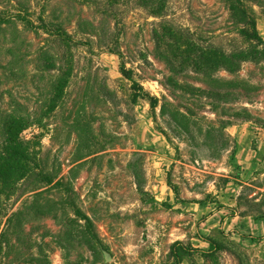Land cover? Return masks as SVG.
Instances as JSON below:
<instances>
[{
    "label": "rangeland",
    "instance_id": "1",
    "mask_svg": "<svg viewBox=\"0 0 264 264\" xmlns=\"http://www.w3.org/2000/svg\"><path fill=\"white\" fill-rule=\"evenodd\" d=\"M42 4V0H0L3 18L13 20L10 24L0 23V264L8 261L6 241L21 237L17 229L56 230L65 217L72 221L66 229L71 234V260L76 264H264V168H256L261 156L253 154L255 144L238 151L236 140L227 132L224 149L193 145L171 134L169 143L162 133L167 132L166 127L160 119H153L148 100L141 92L134 102L132 90L134 81L150 95L160 97L165 93L161 83L162 74L168 75V66L158 55L171 57L176 51L169 37L161 38L160 48L156 49L151 33L155 24L163 22L182 31L181 59L177 63L184 72L180 77L194 80L197 86L205 80L192 72V54H196L192 48L205 56H212L213 51L227 54L248 47L254 53V44L241 34L252 33L251 27L231 20L225 0H168L160 18L129 5L122 16L126 34L117 37L120 51L132 57L125 60L126 67L133 70L132 81L121 75L119 57L99 49L94 40L88 46L72 48L74 61L95 73L86 80L93 97H97L98 82L103 80L108 91L117 97L119 107L132 115L133 120L127 125L113 108L108 111L98 100L93 101L86 118L91 122L84 129L94 136L103 131L118 137L112 142L114 146L103 152L98 150L99 144L91 146L93 142L85 139H80L78 145V139L74 140L68 131L61 129L56 135L51 125L54 119L38 118L41 100H45L47 75L36 73L33 64L25 66L26 61L35 63L32 48L39 38L26 44L24 37L31 33L17 18L25 16V9L29 8L30 16L36 20ZM243 6L264 39V0H243ZM136 51H141L151 64L142 65L140 58L134 59ZM199 63L206 65L200 59ZM140 65L142 72L138 70ZM241 68L234 77L220 70L212 80L243 83L247 102L242 106L256 121L252 122L264 128V62H249ZM83 76L77 74V80ZM80 83L77 81V85ZM181 100L186 103L184 98ZM69 102L66 100L67 106ZM216 106L218 115H224L225 106ZM113 116L115 120H110ZM8 118L15 121L10 136L6 134ZM23 119H28V123ZM243 122L235 120L232 125ZM81 137L87 135L81 133ZM196 140L201 143L202 137ZM31 162L68 176V185L43 195L52 201L50 215L56 212V218L28 217L26 227V218L23 222L18 211L29 195L25 192L38 184L21 178L25 169H32ZM36 171L39 173L40 168ZM212 209L222 210V218L240 220L248 216L254 221L252 229L215 240L210 248L209 237L196 229H211L206 221ZM77 215L89 221L80 220ZM5 229H9V235L4 234ZM79 233L82 239L77 237ZM20 245L15 244L18 249ZM51 249L50 263L62 264L58 246L52 245ZM105 253L110 256L109 261Z\"/></svg>",
    "mask_w": 264,
    "mask_h": 264
},
{
    "label": "trees",
    "instance_id": "2",
    "mask_svg": "<svg viewBox=\"0 0 264 264\" xmlns=\"http://www.w3.org/2000/svg\"><path fill=\"white\" fill-rule=\"evenodd\" d=\"M42 1L43 4L36 20H33L30 16L29 8L25 9V16L19 15L17 18L22 22L24 30L26 29L31 33V36L26 34L24 37L26 44L31 42L34 37L39 38L37 44L32 48V58L35 63L26 61L25 66L27 63L29 66L33 64L32 68L36 73L41 74V76L43 74L47 75L44 85V88H46L45 100H41L43 105L38 118L54 119L51 125L54 126L53 130L56 135L61 129L65 132L68 131L74 140L78 139V145L80 139H85L84 141H88L90 144L93 142L91 146H98L99 144L98 150L105 152L108 146H114L112 142L118 137L106 135L103 131H100L97 136H94V134L92 136L88 134L87 129H84L91 122L86 118L90 108H93V101L98 100L99 104H103L108 111L113 108L127 125L132 122V115L130 111L119 107L117 97L108 91L103 80L98 82L97 97H93L92 87H88L86 80H91L90 76L95 75V73L92 74L86 67L81 68L74 61L72 48L78 45L88 46L94 40L99 49L111 51L119 57L121 75L132 81L133 70L128 69L126 67L127 62H125L127 58L132 60V57L120 51V41L117 37L119 34H122V36L126 34L122 21L125 9L129 5H133L134 8H142L154 18H160L163 16L168 0ZM225 2L231 20L250 26L253 30L252 33L242 31L241 34L248 42L254 44L255 52H251L250 47H248L241 50L235 49L232 53L227 54L213 51L212 56H205L203 52L197 49L194 50L195 47H193L191 51L196 54L194 56L191 53L192 59H194L191 62L192 72L204 78L205 82L202 86H197L192 79L180 77L184 72V69H181V66L177 63V60L181 59L179 50L182 31L166 26L163 22L155 24L151 31L156 49L160 48L159 40L161 38L169 37L172 38L176 51L171 57L162 53L158 55V59L162 58L168 66V75L162 74L164 82L161 84L165 89V93L161 94L160 97L150 95V93L144 91L139 83L134 81H132V90L134 91V102L139 97L138 93L141 92L143 93L142 96L148 100L153 119L155 121L160 119L166 127L167 132L162 130V133L169 143L172 142L171 134L178 140H189L193 145L218 146L224 149L228 143L226 128L232 125L233 121L256 122L248 114L246 107L242 106L245 101L247 102V92L244 90L243 83L229 80L218 83L212 80L213 76L220 70L234 77V74L241 71L242 65L249 62L253 64L264 62V39L256 32L255 20L243 6V0H225ZM2 15L3 13L0 11V23L10 24L13 21L10 20V17L3 18ZM11 19H15V17H11ZM77 37H80L81 40H78ZM136 58H140L142 65L151 64L141 51L139 53L135 52L134 59ZM199 59L205 62L206 65H200ZM142 67L141 65L138 67L140 72H142ZM81 73L84 76L77 80V74ZM77 81H81V83L77 85ZM68 90L71 92H68ZM182 98L186 100V103H182ZM68 99H70L69 106L66 105ZM218 103L225 106V108H222L224 115H218L216 111ZM206 106L209 109H206ZM75 107L77 109H74ZM107 110L106 112H108ZM207 114H214L215 117L210 119L206 116ZM60 115H62L61 119L58 118ZM80 115L82 116L80 117ZM112 118L114 119L115 116L111 117L110 120ZM39 119L35 120L38 121ZM23 121L28 123V119H23ZM14 125L15 121L8 118L6 123V134L8 136H10ZM81 133L87 135V138L81 137ZM196 137H202V142L198 143ZM98 138L101 139L97 141ZM21 154L24 153H19V156ZM23 158L28 161L27 155H24ZM31 165L33 166L32 169H25L23 174L21 173V178L24 181L32 179L38 183L25 192L29 195L26 196V201L22 203L18 211V215L22 216L23 222L24 217L26 218L23 223L26 227H28V221L31 217L44 220L55 219L56 212L50 215L51 210L49 208H51L52 201L43 195L49 193L51 189L67 187L68 185V176L49 172L45 169V165L39 167L34 162H31ZM38 168H40V172L36 173ZM65 190L67 191V189ZM12 215L17 217V213ZM77 216L80 220L89 221L87 217ZM62 221L63 225L56 230L42 227V229H17V234L21 233V237L19 236L11 242L6 241L4 247L8 251L6 252V256H8L6 264H51L48 252L52 251V245L54 247L58 246L62 264H76L75 261L71 260L72 253L68 245L71 234L66 229V226L70 225L72 221L68 217H65ZM5 233L9 235V229H5ZM79 235L81 237H78ZM77 237L82 239V234L79 233ZM92 239H96V237ZM207 242L210 248L216 244V241L210 238L207 239ZM15 244H21L19 249ZM14 256H16L15 259H13Z\"/></svg>",
    "mask_w": 264,
    "mask_h": 264
},
{
    "label": "crops",
    "instance_id": "3",
    "mask_svg": "<svg viewBox=\"0 0 264 264\" xmlns=\"http://www.w3.org/2000/svg\"><path fill=\"white\" fill-rule=\"evenodd\" d=\"M226 132L236 140L238 151L242 150L241 147L244 149L248 147L250 149L252 143L255 144L257 148L253 149V154L258 155V157L261 156L260 162L255 164L256 168H264V128L262 126L252 121H246L238 125H229L226 128ZM241 143L243 144L242 146ZM200 210L202 211V208ZM222 212V210L218 209L210 210L206 222L208 223L207 226L211 229H196V231L200 235H204L213 240H220L225 236H234L241 231L252 229L254 221L250 217L242 216L240 220H237L236 217L226 216L222 218Z\"/></svg>",
    "mask_w": 264,
    "mask_h": 264
},
{
    "label": "water",
    "instance_id": "4",
    "mask_svg": "<svg viewBox=\"0 0 264 264\" xmlns=\"http://www.w3.org/2000/svg\"><path fill=\"white\" fill-rule=\"evenodd\" d=\"M105 258H106V261L110 260V256L108 255V253H105Z\"/></svg>",
    "mask_w": 264,
    "mask_h": 264
}]
</instances>
